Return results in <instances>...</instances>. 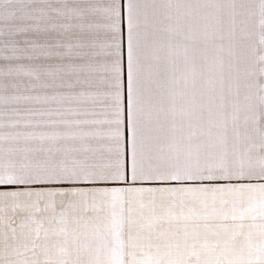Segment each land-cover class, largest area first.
Returning <instances> with one entry per match:
<instances>
[{"label":"crops","instance_id":"obj_1","mask_svg":"<svg viewBox=\"0 0 264 264\" xmlns=\"http://www.w3.org/2000/svg\"><path fill=\"white\" fill-rule=\"evenodd\" d=\"M71 7L75 14L39 23L0 20L9 56L17 52L10 34L33 29L19 38L29 58L15 61L27 74L0 80V153L17 161L0 170V206L58 195L264 190L261 0ZM240 153L246 158L236 162ZM129 169L135 181L160 183H80L124 181ZM65 181L73 183H55Z\"/></svg>","mask_w":264,"mask_h":264},{"label":"clouds","instance_id":"obj_2","mask_svg":"<svg viewBox=\"0 0 264 264\" xmlns=\"http://www.w3.org/2000/svg\"><path fill=\"white\" fill-rule=\"evenodd\" d=\"M28 11L75 14L71 0H0V20ZM16 162L0 153V170ZM0 264H264V190L12 202L0 206Z\"/></svg>","mask_w":264,"mask_h":264},{"label":"snow or ice","instance_id":"obj_3","mask_svg":"<svg viewBox=\"0 0 264 264\" xmlns=\"http://www.w3.org/2000/svg\"><path fill=\"white\" fill-rule=\"evenodd\" d=\"M24 0H21V3H23ZM65 16H70V15H65ZM22 18L24 20H36L37 23L44 21V20H51L52 18H45L41 13H34L32 11H28L22 14ZM33 29H30L28 27H23V26H18L15 31H13L10 34V38L15 42L13 47L17 49L16 54L14 55H7L5 54V49L0 48V61H5L7 63L5 64H0V80H5V79H11L15 76H19L21 74H27V69L25 66L21 63H16L15 61H21L23 59L29 58L25 57L22 55V49L19 48V38L22 36H25L29 31ZM38 30V29H35ZM0 35H2V32H0ZM25 43L27 42L26 40L24 41ZM12 48L9 47L8 51H11ZM48 183V182H44ZM55 183H60L63 184L64 186H67L70 183V181H65V182H55ZM80 183H90V184H124L127 186H135L137 184L144 185V184H151V183H160V182H155V181H135L132 179L131 176V170L129 169V173L126 176L124 181H81Z\"/></svg>","mask_w":264,"mask_h":264}]
</instances>
